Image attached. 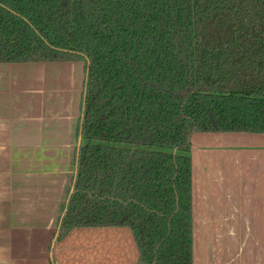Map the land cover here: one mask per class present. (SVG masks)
<instances>
[{
    "label": "trees",
    "instance_id": "trees-1",
    "mask_svg": "<svg viewBox=\"0 0 264 264\" xmlns=\"http://www.w3.org/2000/svg\"><path fill=\"white\" fill-rule=\"evenodd\" d=\"M84 59L60 237L124 226L135 264H194L192 135L264 133V0H0V61Z\"/></svg>",
    "mask_w": 264,
    "mask_h": 264
},
{
    "label": "crops",
    "instance_id": "crops-1",
    "mask_svg": "<svg viewBox=\"0 0 264 264\" xmlns=\"http://www.w3.org/2000/svg\"><path fill=\"white\" fill-rule=\"evenodd\" d=\"M84 59L0 61V264H135L124 226L60 237L73 191ZM194 264H264V133L192 135Z\"/></svg>",
    "mask_w": 264,
    "mask_h": 264
},
{
    "label": "rangeland",
    "instance_id": "rangeland-1",
    "mask_svg": "<svg viewBox=\"0 0 264 264\" xmlns=\"http://www.w3.org/2000/svg\"><path fill=\"white\" fill-rule=\"evenodd\" d=\"M126 228H128L131 231V229L129 227H126Z\"/></svg>",
    "mask_w": 264,
    "mask_h": 264
}]
</instances>
